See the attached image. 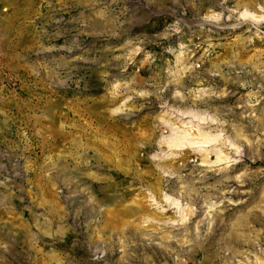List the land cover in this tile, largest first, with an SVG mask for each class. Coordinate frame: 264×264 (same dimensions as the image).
Here are the masks:
<instances>
[{"label":"rangeland","instance_id":"rangeland-1","mask_svg":"<svg viewBox=\"0 0 264 264\" xmlns=\"http://www.w3.org/2000/svg\"><path fill=\"white\" fill-rule=\"evenodd\" d=\"M0 264H264V0H0Z\"/></svg>","mask_w":264,"mask_h":264},{"label":"bare ground","instance_id":"bare-ground-1","mask_svg":"<svg viewBox=\"0 0 264 264\" xmlns=\"http://www.w3.org/2000/svg\"><path fill=\"white\" fill-rule=\"evenodd\" d=\"M198 111V110H197ZM205 122H202V123H200L199 125H207V126H212V124H210V122H208V121H206V120H204ZM215 125V124H214ZM214 129V128H213ZM196 147V146H195ZM73 148V147H72ZM192 149V148H191ZM108 150H110V148L108 149ZM73 152H75V151H73ZM90 152H91V150H90ZM111 152V151H110ZM76 153V152H75ZM88 153V152H87ZM98 153V152H97ZM107 153V152H106ZM114 153V152H113ZM108 154V153H107ZM73 155V154H72ZM75 155V154H74ZM88 155V154H87ZM69 156V155H68ZM100 157H101V155H99ZM114 156V155H113ZM99 157V158H100ZM104 157V156H103ZM102 157V158H103ZM106 158H107V156H105ZM66 158V157H65ZM72 158H74V157H72ZM98 158V157H97ZM98 158V160H100ZM107 160V159H106ZM111 160L112 159H110L109 161L111 162ZM73 160H71L70 159V162L67 164V165H65V166H67V167H65V168H67V170L69 171V173H70V175L72 176V177H74V176H76L77 175V172H79L78 170L81 168L82 169V167H80V163H77V164H75V163H73L72 162ZM95 161H97V160H95ZM98 162V161H97ZM107 162V161H106ZM113 162V161H112ZM89 163V162H88ZM96 163V162H95ZM55 164V163H54ZM61 164V163H60ZM104 165H105V163H104ZM103 165V166H104ZM113 165V164H112ZM55 166V165H54ZM99 166V165H98ZM102 166V165H101ZM102 166V167H103ZM109 166V165H108ZM58 167V166H57ZM58 170V169H57ZM60 170V169H59ZM71 170V171H70ZM114 170V169H113ZM105 171V170H104ZM107 171H109V170H107ZM59 172V171H58ZM64 172V171H63ZM110 172V171H109ZM68 173V174H69ZM80 173V172H79ZM57 175V174H56ZM66 175H67V173H66ZM81 175V174H80ZM115 175V174H114ZM118 177V176H117ZM126 178V177H125ZM140 178V177H139ZM151 178V177H150ZM152 181V180H151ZM142 182V181H141ZM150 182V181H149ZM161 182H162V180L159 178L158 179V181H157V184H156V188L158 189V191H159V188H161L162 187V185H161ZM101 183V182H100ZM91 184H94V183H91ZM152 184V183H151ZM167 186V185H166ZM170 186H173V183L169 180V185H168V187H170ZM127 189V188H126ZM155 189V188H154ZM123 191V190H122ZM156 191V190H155ZM107 192V191H106ZM125 192H126V190H125ZM108 193V192H107ZM156 193V192H155ZM116 202V201H115ZM123 202V201H122ZM121 202V203H122ZM120 206V205H119ZM123 207H121V209H122ZM127 210V209H126ZM87 211V210H86ZM85 211V212H86ZM106 213V212H105ZM126 213V211L123 209V210H115V208L112 210V211H109L108 212V214H107V216H109L108 218H106L105 219V222H104V220H103V222H104V224L105 225H108V226H110V222L112 221L114 224H112V227L115 225L116 226V228L118 227V229L121 227V228H124L125 227V224H124V218H126L127 217V215H128V213H127V215L125 214ZM85 214V213H84ZM88 214V213H87ZM86 214V215H87ZM104 217V216H103ZM110 217L112 218V219H110ZM104 219V218H103ZM128 224V223H127ZM126 226H128V225H126ZM131 226H132V224H131ZM131 226H128V228L129 229H131ZM135 226H137L136 224H135ZM134 226V227H135ZM105 229L107 228L108 229V227L107 226H105L104 227ZM136 228V227H135ZM113 229V228H112ZM134 229V228H133ZM115 230V229H114ZM132 230V229H131ZM118 232V231H117ZM116 232V233H117ZM132 232V231H131Z\"/></svg>","mask_w":264,"mask_h":264}]
</instances>
